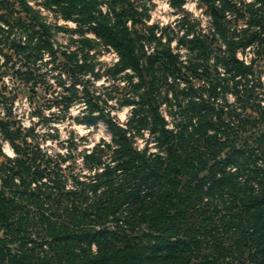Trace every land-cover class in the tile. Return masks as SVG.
I'll list each match as a JSON object with an SVG mask.
<instances>
[{
	"label": "trees",
	"instance_id": "16d2710c",
	"mask_svg": "<svg viewBox=\"0 0 264 264\" xmlns=\"http://www.w3.org/2000/svg\"><path fill=\"white\" fill-rule=\"evenodd\" d=\"M207 3L215 31L228 41L222 63L233 78L245 76L251 65L236 55L231 38L264 40V0ZM44 4L113 47L119 59L109 69L124 71L130 85L142 88V102L126 124L111 112L98 115L113 137L85 152L81 175L65 174L61 161L32 144L21 127L0 119L15 150L9 156L0 148L6 155L0 162V264H264V105L260 117L241 118L235 127L218 104L228 78L210 79L208 98L203 91L193 95L192 78L211 72L171 48L145 52L132 0ZM17 5L26 17L13 16ZM40 18L28 0H0V40L22 28L23 38H40V49L50 33ZM181 77L190 95L184 111L191 114L170 126L155 92L164 83L177 91ZM238 100L244 102L240 94ZM249 122L259 125L257 132L234 135ZM143 129L152 136L141 147L135 133Z\"/></svg>",
	"mask_w": 264,
	"mask_h": 264
},
{
	"label": "rangeland",
	"instance_id": "374dc122",
	"mask_svg": "<svg viewBox=\"0 0 264 264\" xmlns=\"http://www.w3.org/2000/svg\"><path fill=\"white\" fill-rule=\"evenodd\" d=\"M132 1L140 11L136 27L142 35L145 52L151 53L162 47L171 48L182 59L193 60L201 70L211 72L208 79L205 75L192 78L198 87V90L192 91L193 95L203 91L208 98L210 79L220 74L228 78L229 87L219 95L218 104L226 110L225 116L231 120V124L235 123L236 127L241 118L261 116L262 106L259 103L264 105V40L231 38L236 41V55L251 65L245 76L235 79L222 63V56L229 52L228 41L215 31L207 0ZM28 2L41 16L40 21L48 25L49 36L43 38L48 42L45 41L39 49L40 38H23L22 28L13 31L11 38H1L0 119L8 120L13 127H21L22 135L32 144L41 146L46 153L61 161L65 174L81 175L86 169L83 160L85 152L103 140L111 141L113 137L98 115L111 112L117 120L126 124L132 110L142 102L140 94L143 89L130 85V79L124 71L115 73V70L109 69L118 61V53L94 32L81 31L74 20L66 19L59 9L45 5L44 0ZM16 8L18 11L13 16L26 17L25 12L19 11L20 6ZM37 28L40 30L39 25ZM18 44L29 46L22 49ZM28 53L32 54L31 59L25 57ZM84 61L90 62L91 66L83 69L77 66V62ZM129 74L138 80V75L133 71ZM178 82L177 91L164 83L155 92L159 108L170 126L179 125L184 115L191 114L184 111L188 108L186 102L190 95L186 96L182 91L188 81L181 77ZM239 94L244 102L238 100ZM93 103L102 109H92ZM76 105L84 107L73 114L72 109ZM88 116L94 117L90 119ZM73 124L84 130L69 127ZM258 124L249 122L246 131L234 135L239 139L250 137L252 132H257ZM60 125L68 132L64 139H61ZM151 136L148 129H143L141 133H135L136 143L142 147L151 141ZM5 142L15 155L10 141L0 131V148L7 155L14 156L4 151ZM150 145L155 147L153 143ZM4 153H0V162L6 160ZM71 182L69 180L68 185Z\"/></svg>",
	"mask_w": 264,
	"mask_h": 264
},
{
	"label": "clouds",
	"instance_id": "9594fccd",
	"mask_svg": "<svg viewBox=\"0 0 264 264\" xmlns=\"http://www.w3.org/2000/svg\"><path fill=\"white\" fill-rule=\"evenodd\" d=\"M0 59H2V57H0ZM81 107H84V105H76V106H74L73 109H72V113L75 114L76 112H79ZM52 110L59 111V109H52ZM46 111H48V110H46ZM25 122L27 123V121H25ZM59 127L61 128V132H62L61 139L66 138L68 136V132L63 130L64 129L63 125H60ZM69 127H76L80 131L84 130V129L80 128L79 125H75V124L69 125ZM42 130H44V129H38V131H42ZM66 150L67 149H65V151ZM4 151L8 152L10 155H14V152H13L12 148L8 145L7 142H5V144H4Z\"/></svg>",
	"mask_w": 264,
	"mask_h": 264
}]
</instances>
